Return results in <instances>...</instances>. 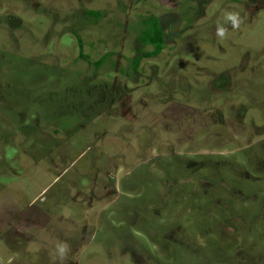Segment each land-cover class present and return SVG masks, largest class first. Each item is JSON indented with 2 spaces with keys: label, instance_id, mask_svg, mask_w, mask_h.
<instances>
[{
  "label": "rangeland",
  "instance_id": "1",
  "mask_svg": "<svg viewBox=\"0 0 264 264\" xmlns=\"http://www.w3.org/2000/svg\"><path fill=\"white\" fill-rule=\"evenodd\" d=\"M0 264H264V0H0Z\"/></svg>",
  "mask_w": 264,
  "mask_h": 264
},
{
  "label": "trees",
  "instance_id": "2",
  "mask_svg": "<svg viewBox=\"0 0 264 264\" xmlns=\"http://www.w3.org/2000/svg\"><path fill=\"white\" fill-rule=\"evenodd\" d=\"M90 15H97L93 12H88ZM147 24L150 23V29H146L141 34V42L143 44H150L152 50L150 52L144 53L142 57H153L159 54L164 47V35L162 29L158 26L157 20L152 18L151 20L146 21Z\"/></svg>",
  "mask_w": 264,
  "mask_h": 264
},
{
  "label": "clouds",
  "instance_id": "3",
  "mask_svg": "<svg viewBox=\"0 0 264 264\" xmlns=\"http://www.w3.org/2000/svg\"><path fill=\"white\" fill-rule=\"evenodd\" d=\"M222 34V33H221Z\"/></svg>",
  "mask_w": 264,
  "mask_h": 264
}]
</instances>
